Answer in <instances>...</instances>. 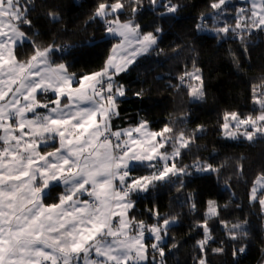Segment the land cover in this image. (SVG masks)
<instances>
[{"label":"snow or ice","instance_id":"obj_1","mask_svg":"<svg viewBox=\"0 0 264 264\" xmlns=\"http://www.w3.org/2000/svg\"><path fill=\"white\" fill-rule=\"evenodd\" d=\"M150 2L157 4V0ZM224 3L225 0H219L211 6L219 9ZM162 6L166 7V14L176 13L179 7L171 3ZM252 7L253 24L264 30V0H253ZM123 8L120 0L115 4L100 3L94 18H106ZM30 10V0H0V264H142L148 260L143 243L144 222H137L138 234L129 236L132 222L125 217L134 207V197L148 193L157 182L192 175L188 166L178 168L175 162L181 149L190 146L191 138H185L181 132L169 155L159 151L170 139L165 138L166 133L172 132L167 126L159 133H141L147 126L143 121L132 130L111 131V117L119 114L118 97H125L126 91L123 85L115 84L109 70L115 74L127 71L137 54L147 52L157 43V36L149 32L137 38L138 24H121L118 17L106 21L105 36L99 41L92 37L89 46H99L111 34L123 37L129 44L136 39L139 47L132 51L133 58L122 56L118 63L115 54L118 49L125 51L124 44L113 46L114 55L107 60L105 69L84 75L79 86L73 87L76 78L69 73L70 65L49 63L50 55L63 48H40L30 41L31 57L23 62L16 58L14 47L29 39L22 26H31ZM132 11L137 8L134 6ZM49 16L59 19L54 12H49ZM198 30L202 29L198 26ZM161 31L156 29V33ZM218 31L227 33L229 28ZM191 76L200 86L191 88L190 95L203 99L201 76ZM49 91L56 97L50 102L52 107L38 100V94ZM135 95L139 98L142 93ZM62 99L68 103L62 104ZM255 99L264 108V99ZM40 108L47 111L40 113ZM29 113L33 114L31 118ZM224 121L223 129H236L226 131L230 138L235 139L238 134L250 142L264 138V114L241 118L238 113H226ZM133 131L141 133L142 138L134 139ZM122 136L127 139L122 140ZM157 137L161 140L157 141ZM50 142L54 150L41 151V144ZM154 161H163V168L149 175H133L141 166L155 168ZM193 170L215 171L211 164H197ZM58 186L64 189L58 202L45 204L44 199ZM85 195L92 199H84ZM259 203L264 205V200ZM192 208L195 209V203ZM153 214L159 216L158 212ZM207 215H218L214 201H209ZM114 216L120 217L115 227ZM174 223L175 218H165L162 224L148 228L155 240L151 247L161 258L165 255L163 240ZM201 227L205 239L198 243L203 251L211 237L206 220ZM236 229H240L239 236L247 235L242 225H233V240L238 239ZM245 251L241 246L234 255ZM200 264L205 262L201 260Z\"/></svg>","mask_w":264,"mask_h":264},{"label":"trees","instance_id":"obj_2","mask_svg":"<svg viewBox=\"0 0 264 264\" xmlns=\"http://www.w3.org/2000/svg\"><path fill=\"white\" fill-rule=\"evenodd\" d=\"M116 2L30 0L28 15L32 24L22 26L29 39L16 45L18 59L31 57L33 41L36 47L55 45L64 49L51 54L49 62L70 65L75 85L84 75L104 70L116 38L108 36L99 46H89L88 42L92 37L99 41L105 36L106 21L94 18L98 4ZM120 2L124 4L117 13L120 20L149 28L157 36V43L136 55L127 71H109L115 84L123 85L126 91L125 97H118L119 114L111 117V129L143 121L155 131L167 126L172 129L166 133L171 148L181 132L191 138L190 146L181 149L175 162L178 167L188 166L192 175L157 182L148 193L134 197L129 216L135 225L139 221L153 225L165 218L176 220L162 243L163 258L156 257L151 238H146V264H158L159 259L162 264H199L201 259L206 264H260L264 259V211L259 201L264 191L258 192L254 201L250 193L258 179L264 177V138L250 142L238 134L233 139L226 131L234 128L225 130L222 125L226 113L235 112L241 118L264 114L255 99H264V30L234 14L244 4L238 0H225L219 9L211 6L219 0H157L156 5L150 0H136L135 5L133 0ZM169 3L179 6L176 13L166 14L162 5ZM220 10L224 13L217 14ZM49 12L56 13L59 19L50 18ZM158 27L162 29L160 33H156ZM223 27H228L229 32L218 31ZM192 71L203 81V99L190 97ZM137 92L142 93L139 98ZM197 164H211L215 171L195 172ZM137 171L142 175L152 168L141 166ZM49 196L48 202L58 200ZM211 200L217 207L216 216L206 215ZM205 220L211 239L202 251L198 242L205 239L201 227ZM237 221L246 222L247 235L239 236L240 229H236L238 239L233 240V229L224 225ZM241 246L246 251L234 255Z\"/></svg>","mask_w":264,"mask_h":264},{"label":"rangeland","instance_id":"obj_3","mask_svg":"<svg viewBox=\"0 0 264 264\" xmlns=\"http://www.w3.org/2000/svg\"><path fill=\"white\" fill-rule=\"evenodd\" d=\"M238 1H242V2H244V4H243L242 8L237 9V10L234 12V14L239 15V16H240V19H245V18H247L250 22H252L253 19H255V18L252 17V12H253V7H252V5H253V0H238ZM256 2L258 3L259 0H256ZM245 9H246L247 11H245ZM109 11H110V10H109ZM119 11H120V10H119ZM119 11H118V12H119ZM257 11H258V9H257ZM118 12H117V13H118ZM117 13H115V14H110V15L107 16L106 18H101V19H103V20H105V21H115V20L117 19V17H118ZM222 13H224V10H220L217 14H222ZM234 16H235V15H234ZM239 16H238V17H239ZM118 19H119V22H120L121 24L131 22V21H129V20H128V21L120 20L119 17H118ZM131 23H132V22H131ZM252 23H253V22H252ZM132 24L135 25L134 23H132ZM113 26H115V24H113ZM149 32L152 33V31H151L149 28H147V27H140V26H139V30H138V34H137V38L142 37L143 34H146V33H149ZM108 36H110V37H115V38H116V40H115L113 46H115V45H119V44H121V43L124 44L125 51L121 52V51L118 49V50H117V53L115 54L116 57H117V62H118V63L122 62V61H121V57H122V56H128V58H130V59L133 58V57L131 56L132 51H133L134 49H136V48L139 47V45L136 43V39H132V40H131V44H129L128 42H125V41L123 40V37H121V36H119V35H111V34H109ZM18 43H20V42H18ZM18 43H17V44H18ZM15 48H16V46L14 47L13 51H14V54H15L16 58L18 59L17 54H16V52H15ZM113 55H114V53H113L112 50H111V53H110V55L108 56L107 60L109 59V57H111V56H113ZM137 55H138V54H137ZM134 58H135V57H134ZM18 60L23 62V61H27L28 59H27V60H20V59H18ZM107 60H106V62H107ZM106 62H105V66H106ZM51 65H52V64H51ZM55 65H58V64H55ZM55 65H52V66H55ZM105 66H104V69H105ZM109 71H111V70H109ZM190 74H197V73H196L195 71H192ZM189 85H190V91H191V88H193V87H199V86H200V82H199V81H196V80L194 79V80H192V83H189ZM78 86H79V84H76V85H75V81H74V83H73V87H78ZM190 97L193 98L191 95H190ZM218 97H219V93L217 92V93H215V102H216V103H218ZM55 98H56V97H55V94H54L53 92H51V91H49V92H47V93H44V94H38V100H39L41 103H49V107H52V105H51L50 102L53 101V100H55ZM193 99H194V98H193ZM61 103H62V104H65V103H68V101H67L66 99H62ZM81 106H82V107H86V106H89V105H87V104H81ZM37 111L40 112V113H45L47 110L44 109V108H40V109H37ZM32 115H33L32 113H29V114H28V117L31 118ZM258 116H259V115H258ZM139 125H140V124H138V125H134V126H128V127H125V128H121V129L115 130V131L111 129V131H113V132H116V131L124 132V131H128V130L135 129V128L138 127ZM110 128H111V127H110ZM242 129H243V127H242ZM242 129H241V130L239 129L240 133H242V132L244 131V130H242ZM231 131H232V130H231ZM233 131H236V129H233ZM143 132H156V133H159V132H161V130H159V131L152 130V129L149 128V126L147 125L145 129H142V130H141V133H143ZM141 133H137V132L133 131V132H132V136H133L134 139H141V138H142ZM165 138H169V136H168L167 134H165ZM112 139H113V142L115 143V142H116V141H115V137H112ZM121 139H122V140L127 139V136H122ZM156 140H157V141H160V140H161V137H157ZM170 144H171V139H169V142H168L167 144H165V147H164V148H160L159 151H160L161 153H167V154L171 155V153H172L173 150H174V147H173V148L168 147ZM56 146H58V141L56 142ZM52 150H54V149H53V147L51 146V142H50L48 145L41 144V151H52ZM153 163L156 165V167H155V168H152V171H151L150 173H146V174L139 175V174H137V173H138V171H137V172H134L133 175H135V176H137V177H139V176H144V175H149V174H151L152 172L157 171L158 169L163 168V166H164V162H163V161H154ZM169 163H171V161H169ZM177 167H178V166H177ZM178 168H179V167H178ZM148 172H149V171H148ZM258 181H260V183L256 182L255 185L253 186L252 190H251V193H250V199H251V201H254V200H255V199L252 198L253 189L256 190V191H255V196H256V198H257V194H258V192H260V191H264V179L260 178V179H258ZM115 183L118 184V181H116ZM63 190H64V189H63L62 186H58V187L55 188V190H53V191L51 192V194H50L49 197H51V198H53V199H56V197L58 198V196L61 194V192H62ZM83 198H84V199H89V200L92 199L91 197H88L87 195H85ZM46 199H47V197L44 199V203H45V204H52V203H56V202H58V200H57L56 202H53V200H52L51 202H48V201H46ZM260 200H264V195L261 197ZM211 201H213V200H211ZM215 205H216V204H215ZM261 208H262V210L264 211V205H261ZM208 210H209V201H208V204H207L206 215H207V213H208ZM129 211H130V210H128L127 216L125 217L126 219H128V220H130V221L132 222V228L128 231V235H129V236H135V235L138 234V228H137V225H135V224L133 223L132 219L130 218V216H129ZM207 216H211V215H207ZM119 219H120L119 216H114V217H113L112 223H113L114 227L119 225ZM160 224H162V222H161ZM237 224L242 225V226H243V229H245V228L247 227V224H246L245 221H237V222H235V223L226 224V225H224V227H226V228H228V229H233V225H237ZM153 225H158V224H153ZM153 225H145V229H144V240H143V243H144V245H145V247H146L147 250H148V246H147V244H146V238H147V237L151 238V240H150V246H151L153 243H155L154 237H153L152 234L148 231V228L151 227V226H153ZM135 227H136V228H135ZM164 240H165V238H164ZM164 240H163V241H164ZM151 248H152V247H151ZM155 252H156V251H154V253H155ZM156 255H157L156 257H159L158 252H156ZM201 260H203V259H201ZM203 261H204V260H203ZM204 262H205V261H204ZM146 263H147V261L142 262V264H146ZM158 264H162V260H161V259H159V263H158ZM199 264H200V262H199ZM205 264H206V262H205ZM260 264H264V259L261 261Z\"/></svg>","mask_w":264,"mask_h":264},{"label":"crops","instance_id":"obj_4","mask_svg":"<svg viewBox=\"0 0 264 264\" xmlns=\"http://www.w3.org/2000/svg\"><path fill=\"white\" fill-rule=\"evenodd\" d=\"M50 63V62H49Z\"/></svg>","mask_w":264,"mask_h":264}]
</instances>
